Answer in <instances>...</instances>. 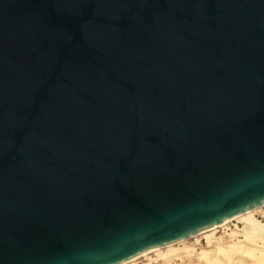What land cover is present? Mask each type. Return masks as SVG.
<instances>
[{"label": "water", "instance_id": "1", "mask_svg": "<svg viewBox=\"0 0 264 264\" xmlns=\"http://www.w3.org/2000/svg\"><path fill=\"white\" fill-rule=\"evenodd\" d=\"M264 204V0H0V264H117Z\"/></svg>", "mask_w": 264, "mask_h": 264}, {"label": "bare ground", "instance_id": "2", "mask_svg": "<svg viewBox=\"0 0 264 264\" xmlns=\"http://www.w3.org/2000/svg\"><path fill=\"white\" fill-rule=\"evenodd\" d=\"M264 204L245 210L229 219L209 226L174 242L147 249L127 260L117 264H138V259L143 257L142 264H155L160 259L171 264L176 251L190 255L195 248L186 244L190 239L206 238V247L199 248L197 261L188 264H264V219L257 217ZM264 213V210L262 211ZM233 222L234 229L228 230L227 224ZM224 229L230 237L225 246L214 249L211 246L212 234L218 228ZM216 240V239H215ZM222 243V239L216 240Z\"/></svg>", "mask_w": 264, "mask_h": 264}, {"label": "rangeland", "instance_id": "3", "mask_svg": "<svg viewBox=\"0 0 264 264\" xmlns=\"http://www.w3.org/2000/svg\"><path fill=\"white\" fill-rule=\"evenodd\" d=\"M263 210H264V208H262V210H260L257 214V217H259L260 219H264V213L262 212ZM227 228H228V230L234 229L233 222L228 223ZM218 238L222 239V243H218L216 241V240H218ZM212 240L213 241L211 242V246L214 249H219V247L225 246V244L230 241V237L228 236L227 232L224 231V229L219 227L217 229V231L212 234ZM186 244H188L190 246L192 245L195 248V251L190 255H185L184 253H182L180 251H178V252L176 251L175 255L173 256L171 264H188L191 261H197L198 250L206 247L207 243H206V238L200 236L198 238V240L190 239L186 242ZM144 262H145V259L143 257L138 259V264H142ZM155 264H167V263L158 259L155 262Z\"/></svg>", "mask_w": 264, "mask_h": 264}]
</instances>
